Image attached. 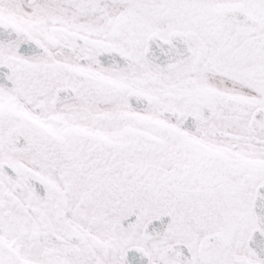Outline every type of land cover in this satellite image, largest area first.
Wrapping results in <instances>:
<instances>
[{"label": "snow or ice", "instance_id": "snow-or-ice-1", "mask_svg": "<svg viewBox=\"0 0 264 264\" xmlns=\"http://www.w3.org/2000/svg\"><path fill=\"white\" fill-rule=\"evenodd\" d=\"M0 264H264V0H0Z\"/></svg>", "mask_w": 264, "mask_h": 264}]
</instances>
